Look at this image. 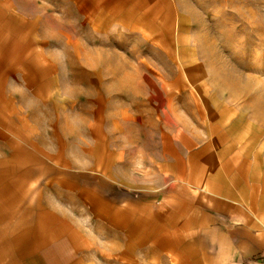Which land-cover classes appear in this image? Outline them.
Masks as SVG:
<instances>
[{
  "label": "rangeland",
  "instance_id": "rangeland-1",
  "mask_svg": "<svg viewBox=\"0 0 264 264\" xmlns=\"http://www.w3.org/2000/svg\"><path fill=\"white\" fill-rule=\"evenodd\" d=\"M12 1L33 18L1 38L23 37L27 67L42 53L60 133L85 119L122 153L125 195L199 184L228 149L264 174V0Z\"/></svg>",
  "mask_w": 264,
  "mask_h": 264
},
{
  "label": "crops",
  "instance_id": "crops-1",
  "mask_svg": "<svg viewBox=\"0 0 264 264\" xmlns=\"http://www.w3.org/2000/svg\"><path fill=\"white\" fill-rule=\"evenodd\" d=\"M12 2L0 33L33 18ZM18 35H0V264H264V174L251 152L226 150L199 184L181 172L162 196L125 195L122 153L85 119L59 132V84L42 53L24 64Z\"/></svg>",
  "mask_w": 264,
  "mask_h": 264
}]
</instances>
